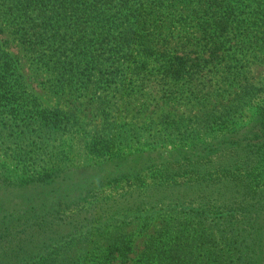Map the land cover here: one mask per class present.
Masks as SVG:
<instances>
[{"label":"trees","instance_id":"trees-1","mask_svg":"<svg viewBox=\"0 0 264 264\" xmlns=\"http://www.w3.org/2000/svg\"><path fill=\"white\" fill-rule=\"evenodd\" d=\"M257 31L264 33V0H0V111L9 117L0 126L31 139L29 156H13L16 169L0 167V264H114L116 253L132 251L126 235L136 226L154 231L133 264H264V98L244 125L230 116L238 113L232 106L222 107L230 119L207 115L203 132L187 134L173 124L181 135L176 157L139 167L136 153L169 146L171 125L142 144L127 130L89 134L60 109L27 117L37 106L22 60L11 51L15 43L30 54L63 93L92 68L129 62L156 69L172 87H190L200 78L236 80L239 71L224 64L239 54L245 61L260 45ZM81 159L116 162L117 171L93 176L83 189L72 171ZM152 178L159 196L118 208ZM72 198L110 209L85 210L87 225L78 228L72 215L81 212L60 214ZM87 227L90 235L100 229L122 235L101 254L61 258Z\"/></svg>","mask_w":264,"mask_h":264},{"label":"rangeland","instance_id":"rangeland-1","mask_svg":"<svg viewBox=\"0 0 264 264\" xmlns=\"http://www.w3.org/2000/svg\"><path fill=\"white\" fill-rule=\"evenodd\" d=\"M257 36L260 45L245 54V61L239 60L241 58L239 54L237 59L233 58L224 64L225 70L239 71L236 80L216 84V82L208 80L209 78H200L190 87L186 84L172 87L161 80L156 69H140L129 62L118 64L115 68H92L90 70L92 75L89 77L87 75V80L74 82L66 87L63 93L62 89L57 87L58 83L55 79H51L44 70L35 67L30 54H24L16 47L15 43L11 44V51L20 56L22 60L23 70L28 76V85L34 94V102L37 106L36 112H28L27 117L35 118L39 110L60 109L74 120L72 122L83 126V131L89 134L101 129L112 133L127 130L136 136L138 134L140 138L142 137L140 139L142 144L146 142L144 139L151 143L155 135H159L163 128H168L171 125V130L166 131L171 132L170 139L167 138L168 147H164L165 143L163 144L164 148L157 147L158 143L154 141L152 146L157 147L154 151L145 149L136 153L139 154L135 158L138 161L136 164L141 167L145 163H157L176 157L174 146H180L178 142H180L181 135L179 136V133L174 130L176 125L173 124H179L181 129L178 131L187 134L195 129L203 132L208 129L204 126L207 124L205 120L207 115L221 114V117L227 115L226 120L230 119L227 109L222 113L223 106L226 108L232 106L234 110L238 111V113L232 112L230 115L235 114L238 124L244 125L251 121V110L260 104L264 98V33L258 32ZM4 37L6 38V36ZM6 115L5 111H0L1 122L8 121L9 117ZM202 120H204V124L201 122ZM17 130L12 127L7 129V127L0 126V167L8 165L11 169H16V161L13 160V156L19 159V154L21 157L31 154L30 145H27L31 139L18 134ZM75 164L76 166L73 167L72 171H77L79 174L82 183L85 184L83 189H87V185L94 181V177L115 172L118 166L116 162L107 163L105 160L89 162L84 159ZM28 170L25 169V173L31 174L32 171ZM160 189L153 178L144 180L138 188L132 190L135 196L129 201V204L122 200L117 206L119 209H123L130 204L132 205L133 200L138 202L144 200L143 197L138 198V196H159ZM117 191L123 192L120 189ZM105 193L108 194L107 191ZM75 199L72 198L68 206L62 207L60 214L63 216L62 219H66L70 216L71 208L81 212L72 215L77 218V224L74 223L73 225L78 226V228L80 225H87V211L85 212V210L92 208V210H97L96 213L101 214V211L110 209L106 206L100 208V205L89 206L87 202L82 205L79 200ZM115 200L116 198L113 197V200L109 201L110 204ZM65 207H68L69 210L64 209ZM111 208H116V205L113 204ZM97 220L102 223L104 221L103 216ZM59 224L61 226L63 224L62 227L65 230L64 224H67V220H63ZM89 227H87V233H81L77 237L74 235L73 240L66 247H63L66 249L59 253L61 258L87 259L91 253L93 255L101 254L110 241H114L122 235V233L116 235L115 231L109 232L105 229L96 231V234L94 231V235H90L88 234ZM128 229H132L126 236L133 249L132 251H124L122 256L116 253L114 264H133L142 250L145 240L154 231L152 228L146 232L138 226L135 228L128 227ZM64 230L58 229L57 233L66 234L67 229ZM83 230H85L84 227ZM54 240H59V238H54Z\"/></svg>","mask_w":264,"mask_h":264}]
</instances>
